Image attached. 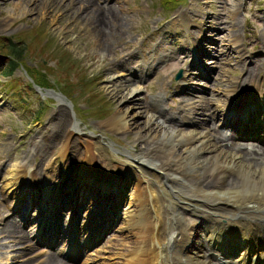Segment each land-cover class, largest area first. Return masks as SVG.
I'll list each match as a JSON object with an SVG mask.
<instances>
[{
	"label": "rangeland",
	"instance_id": "1",
	"mask_svg": "<svg viewBox=\"0 0 264 264\" xmlns=\"http://www.w3.org/2000/svg\"><path fill=\"white\" fill-rule=\"evenodd\" d=\"M79 3V0H0V53L8 54L6 46L9 42L21 49L18 58H14L15 66L10 75L3 74L8 57L0 54L1 168L19 161L29 169L36 168V173H39L41 168L38 165L46 166L49 161L46 168L50 173L54 170V180L58 177L57 171L64 165L68 169L62 172V176L66 177L64 181L71 180L85 186V179L73 175L82 168L84 147L93 150L90 160L95 159L99 168L97 174L93 166L95 179L103 175L111 177L116 169L125 166L133 168L115 157L120 156L117 150H131L132 144L135 149L142 147L144 140L153 136L154 131H150L132 143L133 126L125 133L107 127L105 121L116 108L120 107L128 114L141 111L132 117L140 123L146 115L152 114L157 103L161 114L170 116V121L162 122L163 125L174 126L175 123L179 128L185 127L181 124L183 112H189V108L175 89L174 75L178 69L189 66L192 73L186 76V80H189L191 89H200V93L194 92L196 97L191 98V105L199 102L197 98L200 95L207 98L214 96L217 83L227 84L228 80L244 78L246 70L254 67L255 61L259 64L254 68L259 66V69L247 80L251 79L254 85L264 81V0H91V4L104 9L108 7L114 16L120 17L115 21V31L106 29V20L111 18L113 21L114 17L102 16L101 13L96 17L87 4ZM178 14L182 21L175 26ZM118 25H121L119 30ZM195 46L201 57L205 55V64L212 68L210 78L194 74L197 73L195 65L207 72L205 66L194 59ZM43 66L46 72L41 68ZM39 68L42 72H37ZM33 75L41 88L42 97L26 83L27 77ZM128 84L139 88L133 105L121 94L113 92L118 90L126 94ZM50 89L55 92L60 90L69 99H56L46 92ZM221 96L217 95L219 99ZM56 108L63 110L67 128L71 129L67 131L71 134L67 137L63 158L58 154L59 149L55 152L62 142L54 147L46 146L47 149L40 148L44 145L35 146L38 139H42L40 135L45 133L44 128L48 129L49 117ZM211 109L213 106L206 112H211ZM31 116L35 120H31ZM212 118L207 114L196 118L190 114L189 121L194 124L195 121L200 124L205 121L208 132L216 133V118ZM85 140L88 142L84 144ZM252 142L264 148L257 141ZM42 150H46L43 158ZM160 153L163 151L160 150ZM141 169L164 201L160 204L163 209L180 205L191 210L189 205L192 201L186 199V194L190 192L188 185L179 179L174 181L164 177L156 168L142 166ZM236 177L235 171L229 169V181ZM39 178H42L40 173L32 180L36 182ZM98 191L99 187L96 194ZM36 194L39 195L38 189ZM4 202L7 203L8 199L0 196V225L6 222L11 228L22 229L6 221L8 210ZM20 210L23 211V206ZM184 216L187 219L190 217L189 214ZM2 237L0 241H8ZM25 240H17L19 245L8 249L0 243V264H5L2 260L8 256L7 264H41L40 254ZM16 248L18 257L12 252ZM53 259L56 264L60 263L58 259Z\"/></svg>",
	"mask_w": 264,
	"mask_h": 264
},
{
	"label": "bare ground",
	"instance_id": "2",
	"mask_svg": "<svg viewBox=\"0 0 264 264\" xmlns=\"http://www.w3.org/2000/svg\"><path fill=\"white\" fill-rule=\"evenodd\" d=\"M79 2L87 4L89 11H92L96 17L99 13H101L102 16L110 15L112 18L114 17L115 20L113 21L111 18L110 20H106V25L108 26L106 29L109 28L111 31H115L117 27L115 21H118L120 17L114 16L113 12L109 11L108 7L104 9L103 6L91 4V0H79ZM16 4V6L19 5L18 1ZM177 16L178 18L175 20L177 21L175 26L181 22L180 15L178 14ZM7 18L9 19V15ZM7 21L8 20H6V22ZM118 26L117 29L119 30L121 25ZM102 45L101 42V47ZM196 51L199 53L197 47ZM257 64L259 63L255 61L254 65ZM256 68H259V66ZM187 70L188 66L185 67L183 76H185ZM255 70L256 69H247L246 78L249 79L253 77L255 75ZM183 76L178 82L177 87H181L183 84ZM246 78L240 80L238 83L228 82L220 87V91H222L223 95L228 94L227 101L220 106L221 115H227L228 117L225 119L222 117L226 122L238 123L239 125L240 120L237 116L233 121H229V117L233 114L231 112L238 108L254 106L255 104L259 105L260 99L262 95H264V83L262 84L263 89H258L259 93L254 92L256 93L254 98L250 96L252 93L250 90L249 92L247 91V95L250 97L241 95L239 86H246ZM250 88L254 87L251 86ZM138 90L139 88L137 85L128 84L126 86V94L118 90H113V92L116 95L117 93L118 95L121 94L122 97L126 98L128 102L133 105L135 104L134 101L137 99L135 97H137ZM56 98L58 99V97ZM203 100L204 99L199 102L196 101L197 103L195 102V113L197 112V106L203 109L205 108V106H203ZM262 102H264V100H262ZM215 103L216 106H218L216 100ZM156 104L157 103H155V105ZM140 112L141 111L128 114V112L119 107L116 108L115 112L111 114L112 116L105 121L107 127L112 128V130H119L121 133L127 132L133 126L131 129V132H133L132 134H134L132 143L137 139L143 138V134L154 131V133H152L153 136L149 138V140H144L145 143L144 145L142 144V147H137L135 149L132 144L130 145L131 150H117L120 156L115 155V157L124 162L125 165L128 164L130 166L131 164L133 168L131 166L130 168L125 166L123 169L114 170L115 173H112L111 177L103 175V177H100L102 180L100 178L95 179V172L91 167L92 164H96V162L94 161L95 159L90 160L93 157V150L92 148L84 147L82 168L78 174L73 175L74 177L85 179V186H79L78 183L70 182L67 189L66 186L64 187V196H68L71 200L73 197L74 203L77 202V199H83L86 196L85 194H92L90 200L94 209L92 210L91 208L85 212V217L87 214H96L98 212L103 213V215L101 220H99L98 215H95L91 221H103L105 214L112 211V208H107L109 207L108 205L114 204L115 202H123V214L118 226L121 232L115 235V241H113L114 239L110 240L108 244L101 247V252L95 255L96 259L94 264H105L106 262V264H212L204 257L205 250L209 248L207 243L212 240L226 246L227 249H229L228 253L232 256L236 264H264V156L261 154L254 156L255 153L252 151L242 152L223 146L222 141L225 138H213L212 134L208 132L205 126L202 128H197L195 126L182 129L166 124L163 125L164 123L162 122H164V120L159 114V108L155 106L152 114L149 116L144 115L145 118L143 121L138 123L134 121L132 117L135 113ZM251 115L255 119H258L256 109L245 111L242 115L245 117L242 120L243 126H249L247 118ZM63 116V110L61 108H56L49 117L48 129L44 128L45 133L40 135L42 139H38L36 142L37 145L34 144L35 146L44 145V147L40 148L47 149L46 146L50 145L49 147H54L58 142H62L58 147L56 146L57 148L55 149V152L59 149L58 154L61 158L66 155L65 144L67 142V137L71 134L67 132L71 129L68 130V123ZM42 142H44V144ZM231 143L232 145L236 144L233 142ZM160 150H162L164 154H161ZM42 151L41 158L44 157V153L46 154V150ZM122 153H124L125 157H123ZM48 162L45 163L44 161L46 166H44V164L38 165V167L41 168L39 171L45 183L44 188L40 192L42 194H39V197H35L37 194L34 196L35 190L33 188L27 189L22 185V183H29L30 185L31 182H25L28 180L27 178L20 179L21 175L27 173V169L23 170V166L19 164V161L9 163L7 165L8 167H5L6 169L4 168V170L0 172V196L4 197L10 195L15 202L19 200V198L23 199V197L21 198L22 195L30 197L31 204H34L35 209H38L41 218L46 217L47 214L45 212H51L50 209H47L52 204L51 200L53 196L58 194L57 189L59 185L65 182L64 179L66 177L64 178V176H62V172L68 171V169L62 165L61 170L56 173L58 177L54 180V170L53 173H50V171L47 170L48 168H46ZM142 166L156 168L164 177H168L171 180H181L184 184L188 185V189L190 190L189 194H186L188 197H197L200 200L204 199L205 203L203 206L208 208L209 205L213 207L211 208L213 211L203 210L204 213L196 216L197 218L194 223L185 221L184 212L179 210L180 207L173 206L163 209L160 204H163L164 201L160 199L153 184L149 181L144 172L141 171ZM137 168H139V170H136ZM229 169H233L237 175L236 178H232L230 181L229 178H227ZM130 174L133 175L131 176ZM53 182L55 183L52 185ZM66 184L68 185L69 182ZM128 184V188H131V196L129 199H125L122 197L124 194L121 192H124ZM86 185L89 187H86ZM97 187H99V191L96 194L95 189L97 190ZM103 188L112 189L113 193L109 190L105 194L112 193L113 195H106L102 198L101 190ZM43 196H45V199L40 201L43 199ZM48 196H50V198L45 202ZM38 198H40V200H38ZM30 202H28V204H30ZM101 204L102 207L100 208ZM78 205L80 208L82 202L78 203ZM112 206L115 209L111 214H116V211L118 212L121 209L119 204ZM103 207L106 211H102ZM23 209L27 210V206ZM70 212L73 214L70 221L72 222L74 216L80 214V210L72 209ZM256 215H259V221L255 220ZM52 216L53 219L57 218L54 213ZM199 219H204V222L207 221V223L200 225L197 221ZM89 220L90 218H85L86 223L84 226L86 228H88V226H86L89 225L88 222H91ZM87 230L89 229H86L80 235L84 237L87 234ZM256 234L261 237V242L254 239ZM0 236L8 240L4 242L3 240L0 241L1 244L6 245L7 249L8 247H17V245H19L17 240L24 241L26 239V234L21 229L11 228L6 222H2V225H0ZM200 236L202 238L205 237V239L200 238ZM120 240L123 241L121 242ZM5 242L8 243L4 244ZM205 246L208 248L203 250ZM235 249H238V252L241 250L239 254L237 252L239 262L235 261L237 254L232 255V251ZM12 252L18 257L17 248L12 250ZM116 255H119L118 257H121V259L116 260ZM222 257L226 258L227 256ZM9 258L10 256L5 257L2 262L5 261L4 263L7 264L8 262L6 261ZM41 264H55V260L46 257L41 261Z\"/></svg>",
	"mask_w": 264,
	"mask_h": 264
},
{
	"label": "trees",
	"instance_id": "3",
	"mask_svg": "<svg viewBox=\"0 0 264 264\" xmlns=\"http://www.w3.org/2000/svg\"><path fill=\"white\" fill-rule=\"evenodd\" d=\"M9 43L10 44H7V46H6V50H7L6 52L8 53V55L10 57L9 60H8V69H7V72H9V70H11L12 66L15 65L14 58H18V56L21 54V49L20 48L18 50L17 48H15L14 43H12V42H9ZM35 74H36V72H35Z\"/></svg>",
	"mask_w": 264,
	"mask_h": 264
}]
</instances>
